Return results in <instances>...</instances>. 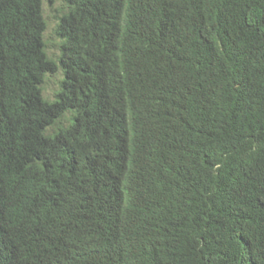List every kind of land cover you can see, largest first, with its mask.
I'll list each match as a JSON object with an SVG mask.
<instances>
[{
	"label": "trees",
	"instance_id": "1",
	"mask_svg": "<svg viewBox=\"0 0 264 264\" xmlns=\"http://www.w3.org/2000/svg\"><path fill=\"white\" fill-rule=\"evenodd\" d=\"M45 27L0 0V264H264V0H63L55 53Z\"/></svg>",
	"mask_w": 264,
	"mask_h": 264
},
{
	"label": "rangeland",
	"instance_id": "2",
	"mask_svg": "<svg viewBox=\"0 0 264 264\" xmlns=\"http://www.w3.org/2000/svg\"><path fill=\"white\" fill-rule=\"evenodd\" d=\"M63 5V0H42V12L46 19V27L43 33L47 41L48 52L55 53L58 38L53 34V27L55 24L58 10ZM61 72L55 70L52 73H47L42 83V93L45 97L50 98L53 92L57 89L59 80L61 79Z\"/></svg>",
	"mask_w": 264,
	"mask_h": 264
}]
</instances>
